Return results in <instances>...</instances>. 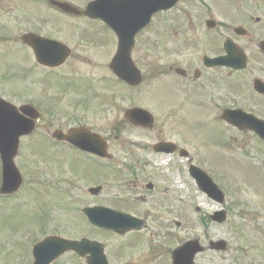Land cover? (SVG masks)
Here are the masks:
<instances>
[{"label":"rangeland","instance_id":"374dc122","mask_svg":"<svg viewBox=\"0 0 264 264\" xmlns=\"http://www.w3.org/2000/svg\"><path fill=\"white\" fill-rule=\"evenodd\" d=\"M64 1L85 8L91 0ZM49 4L50 0H0V95L16 105L29 101L43 104L55 91L54 88L49 89L51 93L39 91L36 78L44 73L37 70L32 53L21 43L20 38L26 32L33 31L46 37L69 41L68 45L73 47L76 55L97 57V68L101 66V59L113 49L114 37L102 25L56 15ZM79 35H83V38ZM87 42L102 43L103 48L96 50ZM160 47L159 35L153 31L147 36L143 35L136 43L135 53L140 55L145 52L146 58L151 62H140L146 80L145 86L134 93L127 90L128 98L120 97L117 102L119 117H123V111L132 104L143 103L144 90L150 88V100H147L145 107L156 116L158 127L164 125L163 115L167 106H171L172 112L177 116L169 121L171 125L167 127L176 128L183 137L195 140L202 147L206 153L209 172L225 192L226 203L220 205L209 200L198 190L188 173V167L181 162L174 165L168 164V161L163 163L159 159L153 166L134 168L132 173L129 167H123V163L129 160L128 151L115 144L119 165L104 168L103 175L97 178L103 179L101 184L105 186L102 203L147 219L148 227L140 234L125 237L93 230L87 227L81 213V208L90 202L84 195L89 184L83 178L73 175L78 170L68 164L69 159L79 164L81 174L87 166L82 157L61 151L58 154L65 158L53 164L55 174L53 173L49 165L52 162L48 137L41 128L47 122L45 118L40 122L39 132L24 141V147L16 159L24 179L21 192L14 199L0 197V264H30L28 239L34 235L33 228L37 229L36 234L40 238L43 234H58L64 238H79L86 234L105 244L112 263L168 264L169 256L165 255L167 249L198 239L204 246L210 241H221L227 248L223 252L209 250L200 254L196 257L195 264H264V143L254 142L252 136L247 135L250 142L237 147L221 133L218 123L210 121V116L205 114V117L198 115L195 120H180L178 115L182 113L175 106L177 103L173 104L175 100L167 104L161 96L162 92L160 93L163 79L156 51ZM82 67L84 71H88L85 66ZM87 73L93 81L98 79L99 71ZM50 77L45 79L52 86L59 82L55 76ZM74 81L84 88L90 85L87 79ZM91 89L90 86V91ZM132 96L141 97V100H133ZM124 134L123 138L126 140L138 143L132 147L134 152L147 144L140 135ZM240 142L241 138L239 144ZM38 145L41 147L36 151ZM67 155L69 157L66 159ZM60 170L65 172L61 173ZM74 177L78 180L74 181ZM95 177L96 173H93L91 178ZM55 178L57 180L53 183L51 179ZM64 179H70L72 186L67 185ZM124 179H160L156 192L165 198L161 209H151L153 206L139 202V195L146 192L145 185L140 184L136 189L131 184H126ZM121 196L138 201H111ZM220 209L226 210L228 215L227 222L222 225L209 218ZM176 223H180V226ZM61 260L60 264H80L72 255H66Z\"/></svg>","mask_w":264,"mask_h":264},{"label":"flooded vegetation","instance_id":"af4514ba","mask_svg":"<svg viewBox=\"0 0 264 264\" xmlns=\"http://www.w3.org/2000/svg\"><path fill=\"white\" fill-rule=\"evenodd\" d=\"M161 3L163 10L153 16L150 25L143 33L141 32L140 36H147L151 31L159 35L161 47L156 51H158L160 75L163 79L160 90L163 100L167 104L175 100L173 104L177 103L175 106L182 113L178 115L180 120L197 119L198 115L210 116V121L218 123L221 133L223 132L228 137V141L233 142L237 147L250 142L247 135L252 136L254 142H261L245 122L247 115L264 121V0H161ZM79 18L88 20L83 16ZM112 45L113 49L101 59L100 68L96 67L97 57L71 54L67 62H71V69L81 68L84 71L82 66H85L91 73L94 70L99 71L98 79L96 81L87 79L90 85L84 88L75 84L74 80L61 78L46 111L47 122L41 127L50 137L52 165L63 160L64 155L58 153L66 151L82 157L85 165L88 166L86 173L74 171V176L91 178V175L96 173L95 179H83L89 184L84 195L90 202L84 205L85 207L119 208L102 203L105 186L101 184L103 179H97L101 176L100 172L105 163L112 168L119 165L115 144L121 145L128 151L129 160L123 163V166L127 167H150L159 159L163 163L168 161V164L174 165L181 162L188 168L191 165L208 164L205 151L199 150V144H196L195 140L183 137L176 128L167 127L169 121L177 116L172 112L171 106H167V111L163 115L164 125L160 128L135 127L126 119H120L117 108L120 97L128 98L127 90L130 93L139 91L145 86L146 80L144 76L142 84L138 87L125 85L124 89H121L120 82L114 77L111 68L118 51L116 38ZM135 51L136 49L133 50L131 58L142 70L143 66L140 62L150 64L151 60L146 58L145 52L140 54L141 58ZM143 51L147 50L143 49ZM147 90H144V99L150 95V88ZM69 94L74 96L71 97ZM135 98L141 97L132 96L133 100ZM230 115L242 128L227 122L226 119ZM43 118H40L38 128ZM105 120L108 121L104 123ZM77 128H85L93 134L106 136L109 151L113 156L104 160L91 154L80 153L78 150H73L70 144L54 138L55 133L59 131L68 133ZM125 132L128 135L142 136L147 144L138 147L137 152L132 151V147L138 143L123 138ZM239 138L242 142L240 144ZM159 143H168L166 149L170 150V154L157 153L155 146ZM68 157L67 155L66 159ZM68 164L77 170L79 168L78 163L75 160L73 162L71 158ZM53 172L55 174V171ZM64 180L67 185L72 186L70 179ZM159 180L124 179V182L136 189L140 184L145 185L146 192L139 195V202L142 201L146 205L153 206L151 209L155 207V210H159L162 201L165 200L156 192ZM99 186H102L100 192L95 194L90 192V189ZM111 201L125 202L119 198ZM141 219L148 227V220ZM176 225L180 226L178 223ZM131 234L139 233L131 232ZM171 253L172 250L167 249L165 255Z\"/></svg>","mask_w":264,"mask_h":264},{"label":"water","instance_id":"95a60500","mask_svg":"<svg viewBox=\"0 0 264 264\" xmlns=\"http://www.w3.org/2000/svg\"><path fill=\"white\" fill-rule=\"evenodd\" d=\"M104 0H98L95 3H92L88 6L86 15L91 18H101L105 20L110 27L117 31V34L120 38V50L117 56L116 61L113 66L116 74L125 81L138 84L141 81L139 77V72H137L130 62L129 54L133 48V37L135 32L139 28L143 27L146 22L145 19L138 22H132L136 17H133L134 14L131 12L132 4L131 2H117L110 5L99 6ZM66 12H77L73 7L68 4L56 3ZM150 13L147 14L149 18ZM133 17V18H132ZM137 19V18H136ZM25 42L35 49L37 59L42 64H50V66H56L63 59L57 58V49L60 47V44L49 41L43 38L35 37L34 35H29L24 38ZM68 54V52H67ZM65 55V57L67 56ZM64 57V58H65ZM62 58V57H61ZM132 75V76H131ZM27 115H30L33 119L37 115L32 112L31 108H22L21 109ZM135 112H140L139 110L131 112L130 119L135 120L136 122H145L149 118H145L142 115H136ZM143 113V112H142ZM33 120H26L23 118L17 111L16 107L8 104L0 99V153L3 163V188L2 193H14L16 192L22 183V177H20L19 170L15 166L14 159L15 155L18 153L19 149V139L20 137L29 134L34 129ZM252 127V124H248ZM264 129V124L260 125ZM257 129V127H253ZM261 135L264 137V130L260 131ZM87 148V147H85ZM89 148V147H88ZM96 147L93 146L92 150L95 152ZM161 150V149H159ZM105 150L98 151L102 154ZM192 175L197 179L200 188L207 192L210 197L223 201L222 194L215 189L216 187L210 183L207 177L201 173L199 170L192 169ZM199 171V172H198ZM87 216H89L90 221L98 226L107 229H113L117 232L124 234L127 231L132 229L139 230L142 227L140 226V221L127 215H119L118 213L112 212L110 210H87ZM213 219L219 223H222L226 220L225 213H217ZM44 245H53L54 248L51 257L47 258L45 262H38L36 264H50L55 259H57L61 254L75 250L80 253L82 256L90 253L91 257L88 258V264H108L107 259L104 255V249L100 243L91 242L83 240L82 242H71L63 239H53L51 241L44 242ZM212 248L224 249L225 245L215 244L212 245ZM201 251H204V248L200 247L197 241L189 242L186 245L175 251L173 254L174 264H193L194 257ZM37 262V261H36Z\"/></svg>","mask_w":264,"mask_h":264}]
</instances>
